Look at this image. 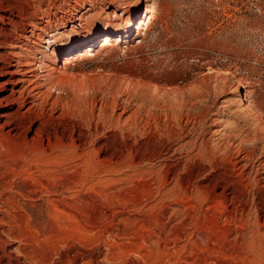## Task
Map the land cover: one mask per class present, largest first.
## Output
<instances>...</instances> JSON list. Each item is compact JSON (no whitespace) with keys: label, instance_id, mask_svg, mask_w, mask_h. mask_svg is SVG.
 Returning a JSON list of instances; mask_svg holds the SVG:
<instances>
[{"label":"rangeland","instance_id":"rangeland-1","mask_svg":"<svg viewBox=\"0 0 264 264\" xmlns=\"http://www.w3.org/2000/svg\"><path fill=\"white\" fill-rule=\"evenodd\" d=\"M30 3L24 44L86 81L108 130L75 161L43 128L0 130V264H264V0Z\"/></svg>","mask_w":264,"mask_h":264},{"label":"bare ground","instance_id":"bare-ground-1","mask_svg":"<svg viewBox=\"0 0 264 264\" xmlns=\"http://www.w3.org/2000/svg\"><path fill=\"white\" fill-rule=\"evenodd\" d=\"M14 1L15 0H12V1L11 0H1L0 2V130L6 129L8 133H11V132L19 133L27 128L31 129V125H34L35 128L36 129L38 128L39 131L40 130L42 131V128H43V136L45 135L46 137H48L49 144L59 146L60 149L67 147V149L66 148L64 149H66V152L68 151L67 154H69V158H70L69 160L75 161V160L85 159V157L88 156L87 155L88 153L84 151L79 152V150L82 149V146H86V145L93 146V143H94L93 138L96 137L100 133L102 134L101 135L102 143L100 144V147L99 146L98 147H99V150L104 149L103 147L105 144V139H106L105 137H107L105 135V130L107 129L105 128V126L107 125V122H108L107 120L108 118L106 115L108 113L107 112H106L107 114L103 113L105 109L101 110V112L102 111L103 112L102 113L99 112L100 115L98 114L99 116H97L100 122H98V124L95 123L96 125L93 124L95 115L92 114L91 110L89 111L87 109L89 108L87 107V105L85 106L86 99L84 98L85 95L83 94V92L86 89L85 88L86 81L84 82L82 80L83 78L80 79L78 78L77 75H71L73 77L64 76L65 74L63 75L62 72H61L62 74H60L55 69H52L49 72L47 70V66L45 63V55L43 54V52L39 53L38 51V54L33 53L34 51H32L31 47H27V45L24 44L25 42L26 43L32 42V44L33 43L35 44L37 42L34 41V38L40 39V35L37 34L39 32L35 31L36 29H38V26H37L38 23L34 20L35 15L40 13V9L38 8L40 5L39 6L32 5V3L30 2L33 0L31 1L27 0L29 10H24L25 8L22 9V7H19V6L17 7V5H14L15 3ZM138 13H139V10L135 13L133 18H135L138 15ZM134 24L135 22H132V27L134 26ZM28 27H30V29L27 30ZM136 28H138V25H136ZM129 31H130L129 29H126L114 35L104 34L102 36V40L105 43H109L111 38H113V36L115 39L119 40V39H122L123 37H127V35L129 34L128 33ZM51 37H52V40L48 43H51L53 41L54 38L53 36ZM96 38L89 39L83 43L76 44L70 49L69 53L83 46H87V48L94 46L97 41ZM30 55L32 56L29 58L28 56ZM236 87L238 86L236 85ZM234 89H236L237 91V88H234ZM51 90L57 91L58 95H54L52 93L53 91L51 92ZM156 91L157 92L159 91V88L157 86L154 88L153 93L149 96L154 97L155 95H158ZM175 91L171 90L172 93ZM154 92L157 94L154 95ZM165 93L166 91L164 92V94ZM177 93L178 92H175V95L172 96L171 98L174 101H171L169 96H168L169 98L167 99L165 98V95H161L162 93L160 94L159 92V95H161L160 97L163 96V98L167 99L168 102L171 101L169 103V107L167 105L166 106H167V109L168 108L171 109L170 114L172 118L176 117V114L178 113V112L176 113V111L179 107L178 104L181 103L182 105L183 104L182 102L184 100L183 99L181 102L179 100L180 102L179 103L177 99V96L179 94L177 95ZM171 95L173 94L170 93V96ZM180 96L182 97V95H179L178 97ZM154 100H157L158 102V99L155 98ZM160 100H162V98H160ZM152 103L154 106L156 101L151 102V104ZM157 105L158 104H156V106ZM184 105H185V102H184ZM153 106L151 107L152 109H153ZM156 106L154 107L156 108ZM157 107H160V106H157ZM48 110H50L49 113H48ZM164 111H165V108H164ZM35 113L36 115L32 117ZM146 115L148 116L147 118L148 120L146 119L147 123L154 121V123L157 124L158 121H156V118H158V116L155 115L156 117L155 118L152 111L149 110V112ZM167 117H169V115ZM158 120H160V118ZM165 120L167 123H170L167 119ZM174 120L176 121V119H173V121ZM53 122H57V124L55 125ZM170 130H171L170 128L164 130L162 135L169 134ZM166 138L168 139V136ZM161 148H163V146ZM95 149L96 148L94 147V149H92L91 151ZM158 154H159L158 152H156V154H152V156L150 157V160H153V158L158 157L157 156Z\"/></svg>","mask_w":264,"mask_h":264}]
</instances>
